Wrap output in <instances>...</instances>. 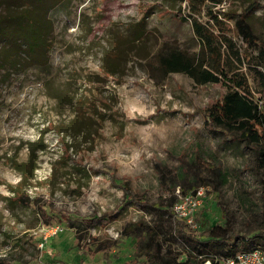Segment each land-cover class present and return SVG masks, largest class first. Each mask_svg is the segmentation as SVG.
I'll use <instances>...</instances> for the list:
<instances>
[{
  "label": "rangeland",
  "instance_id": "obj_1",
  "mask_svg": "<svg viewBox=\"0 0 264 264\" xmlns=\"http://www.w3.org/2000/svg\"><path fill=\"white\" fill-rule=\"evenodd\" d=\"M29 1L0 0V17L5 6ZM48 1L41 0L42 6ZM251 5L264 0H223L213 8L222 21L214 34L246 56L257 45L244 41L235 20ZM188 11L182 0H63L45 12L52 30L42 56L28 60L21 42L13 47L0 37V264H125L133 248L120 236L122 226L149 218L123 206V185L150 203L201 189L191 229L229 219L239 246L264 251V168H254L249 148L210 131L205 122V108L226 87L199 85L184 73L162 75L154 67L159 53L199 48L189 20L175 17ZM146 14L145 38L126 46L121 66L107 75L106 52L124 44L126 30ZM244 21L255 37H264V9ZM226 49L222 44L221 52ZM45 58L53 67L49 82L34 69ZM244 63L250 88L261 90ZM51 89L69 92L77 102L58 101L49 96ZM77 113L95 117L88 134H70ZM36 142L42 146L34 153L37 169L23 182L15 166L30 169V144ZM43 209L54 215H42ZM94 217L105 219L88 226L85 219ZM171 248L183 249L179 241Z\"/></svg>",
  "mask_w": 264,
  "mask_h": 264
},
{
  "label": "trees",
  "instance_id": "obj_2",
  "mask_svg": "<svg viewBox=\"0 0 264 264\" xmlns=\"http://www.w3.org/2000/svg\"><path fill=\"white\" fill-rule=\"evenodd\" d=\"M31 1L20 6L14 4L5 6L4 14L0 17V37H8L9 45L13 47L17 46L16 40L21 42L24 49L28 50V52H22L29 58L28 60L42 56L40 53L42 49L49 47L46 38L52 30V24L45 12L63 0H49L46 8L42 6L41 0H36L34 5ZM182 1L188 5L187 16L177 13L175 17L189 20L190 30L198 40L199 48L197 51L173 48L166 53H159L154 57V67L162 75L184 73L199 85L222 83L226 87L223 97L204 110L206 126L229 142L249 148L253 154L254 168H264V37H255L244 21L245 16L252 15L255 10L264 9V5L249 6L235 20V26L244 41L249 45H257L253 51L254 54H249L247 57L238 49H234V45L228 38L222 37L223 40L219 41L218 36L214 34V29L217 30L222 21L213 12V8L220 5L223 0ZM202 11H204L203 14ZM197 14L206 17L207 21L196 19ZM225 16L228 20L235 18L234 15ZM147 17L148 14L135 23L134 29L126 30L124 44L119 42L116 49H109L106 52L107 61L104 68L107 75L114 76L113 70L121 66L126 46L138 43L145 38L148 31L145 23ZM26 29H31V32H27ZM15 31L21 33L15 36ZM224 43L227 48L225 54L221 52V46ZM15 50L12 51L16 53ZM3 59L7 57L3 56ZM245 59L257 74L261 90L253 91L250 88L246 75L241 70ZM40 62L34 65V69L38 75H42L41 80L49 82L53 67L46 58ZM49 92V96L58 101H66L71 105L77 102L76 96L69 92H60L57 89H51ZM257 93L259 95H256ZM95 120L93 115L77 113L70 120L68 130L69 132L72 130L70 134L76 136L88 134V127H91ZM30 146L29 152L32 154L29 161L30 169L25 170L23 163H17L15 166L23 182L34 178L33 173L37 169L34 153L42 150L38 142L31 143ZM122 188L125 191L123 206L137 208L143 216L149 218L144 221L141 217L142 219L122 226L120 236L131 240L133 248L132 256L125 261V264H203L204 262L221 264L227 259L234 258L239 252L260 249L246 245L239 246L237 234L229 219L224 222L214 220L201 229H191L188 223L177 218L171 210L176 197L170 198L168 203H150L143 196H134L128 191L126 185ZM196 190L193 189L190 193ZM123 206L117 208L116 212H120ZM205 211L202 208L200 216L205 218ZM41 212L42 215L47 216L52 213L50 209H43ZM116 212L109 215L107 220L114 218ZM104 219L105 217H94L85 221L88 226H93ZM243 238L246 239V237ZM260 238H264V232L261 233ZM177 241L183 248L180 253L171 248ZM106 249L108 248L99 247L98 251L103 252Z\"/></svg>",
  "mask_w": 264,
  "mask_h": 264
},
{
  "label": "built area",
  "instance_id": "obj_3",
  "mask_svg": "<svg viewBox=\"0 0 264 264\" xmlns=\"http://www.w3.org/2000/svg\"><path fill=\"white\" fill-rule=\"evenodd\" d=\"M178 192L177 190V194ZM177 196H179V198L174 202L171 210L177 218L183 219L186 223L190 224L191 219L201 205L203 196L202 190L197 189L194 193ZM205 264L210 263L206 262ZM221 264H264V251L257 248L251 251L239 252L234 258L227 259Z\"/></svg>",
  "mask_w": 264,
  "mask_h": 264
}]
</instances>
